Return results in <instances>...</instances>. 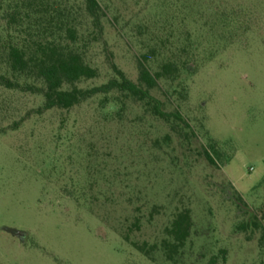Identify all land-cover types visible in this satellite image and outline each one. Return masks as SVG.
<instances>
[{"label":"rangeland","instance_id":"obj_1","mask_svg":"<svg viewBox=\"0 0 264 264\" xmlns=\"http://www.w3.org/2000/svg\"><path fill=\"white\" fill-rule=\"evenodd\" d=\"M10 1L0 0V76L16 84L0 81V264H264V0H98V21L85 0H48L8 27ZM59 17L98 70L78 87L115 68L138 83L139 61L152 73L174 62L177 75L151 94L189 127L122 91L44 110L28 89L41 81L13 75L6 48L57 38ZM186 208L190 236L169 258L167 229Z\"/></svg>","mask_w":264,"mask_h":264},{"label":"trees","instance_id":"obj_2","mask_svg":"<svg viewBox=\"0 0 264 264\" xmlns=\"http://www.w3.org/2000/svg\"><path fill=\"white\" fill-rule=\"evenodd\" d=\"M85 2L88 14L94 21H98V0H85ZM49 5L48 0H11L7 7L13 9L6 12L7 14L3 17L7 20L8 27L20 26L25 17L31 16L32 11L47 12ZM56 26L59 31L57 38L34 39L31 37L28 45L19 46L18 43L8 42L6 48V60L13 75L31 76L37 81H41L42 86H30L28 84V89H34L44 96V110L71 109L94 95L122 91L137 100L146 101L147 104L151 105L154 115L172 123L173 128L182 123L189 127V123L186 122L180 112L165 111L162 102L151 94V91L159 85L160 78H171L177 75L179 71L177 64L174 62L164 63L160 71L152 73L146 62L139 61L138 83L129 79L122 70L115 68L117 74L115 78L90 89L80 88L77 83L96 78L98 70L89 64L85 60L84 53L75 47L74 44L79 37L77 28L70 25V22L62 17L57 19ZM31 43L32 45H30ZM144 58L147 59L148 56L145 55ZM0 81H3L7 88L16 87L15 82L5 76H0ZM166 138L170 139V135H166ZM215 153L218 154L216 151ZM204 155L210 164L216 165V158L213 154L205 150ZM236 201L242 202V197L238 196ZM192 223L191 211L188 208L178 212L172 220L167 229L170 240L163 242L169 258H173L186 244L191 233ZM248 224L258 228L262 222L258 216L251 214ZM216 263L217 259L213 257L209 264Z\"/></svg>","mask_w":264,"mask_h":264},{"label":"water","instance_id":"obj_3","mask_svg":"<svg viewBox=\"0 0 264 264\" xmlns=\"http://www.w3.org/2000/svg\"><path fill=\"white\" fill-rule=\"evenodd\" d=\"M14 232H15V234H16L19 238H21V239H23L24 236H25V233L22 232V231L14 230Z\"/></svg>","mask_w":264,"mask_h":264}]
</instances>
